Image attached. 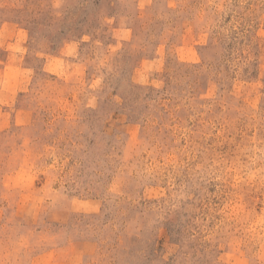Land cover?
I'll use <instances>...</instances> for the list:
<instances>
[{"label": "rangeland", "instance_id": "rangeland-1", "mask_svg": "<svg viewBox=\"0 0 264 264\" xmlns=\"http://www.w3.org/2000/svg\"><path fill=\"white\" fill-rule=\"evenodd\" d=\"M0 264H264V0H0Z\"/></svg>", "mask_w": 264, "mask_h": 264}]
</instances>
